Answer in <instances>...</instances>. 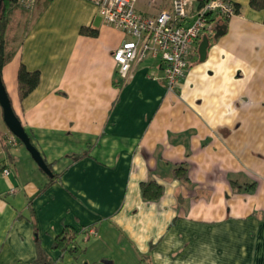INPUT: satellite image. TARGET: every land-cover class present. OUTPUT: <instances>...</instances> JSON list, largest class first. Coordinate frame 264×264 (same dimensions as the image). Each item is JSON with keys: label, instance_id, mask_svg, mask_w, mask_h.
Listing matches in <instances>:
<instances>
[{"label": "crops", "instance_id": "crops-1", "mask_svg": "<svg viewBox=\"0 0 264 264\" xmlns=\"http://www.w3.org/2000/svg\"><path fill=\"white\" fill-rule=\"evenodd\" d=\"M43 1L17 12L2 81L56 178L9 144L0 107V264H264V11L229 0L240 12L212 15L169 91L158 58L122 78L113 54L128 37L97 0ZM22 65L40 74L23 100ZM151 180L157 201L142 195ZM65 228L75 253L54 248Z\"/></svg>", "mask_w": 264, "mask_h": 264}, {"label": "built area", "instance_id": "built-area-1", "mask_svg": "<svg viewBox=\"0 0 264 264\" xmlns=\"http://www.w3.org/2000/svg\"><path fill=\"white\" fill-rule=\"evenodd\" d=\"M141 0H97L99 13L105 22L124 32L128 39L113 54L117 68L126 81L133 77L135 63L147 58H158L164 64L167 89L174 91L189 71L188 56L196 41L204 34H212L214 22L211 14L230 18L235 15L229 0H211L195 8L194 0H146L150 11L138 9ZM37 0H19L22 9L35 8ZM9 144L16 145L15 136ZM4 176L10 169L0 170ZM90 235H96L94 230Z\"/></svg>", "mask_w": 264, "mask_h": 264}, {"label": "trees", "instance_id": "trees-1", "mask_svg": "<svg viewBox=\"0 0 264 264\" xmlns=\"http://www.w3.org/2000/svg\"><path fill=\"white\" fill-rule=\"evenodd\" d=\"M42 0H37L39 3ZM45 1V2H44ZM44 3H47L51 0H44ZM211 0H201L200 5L210 2ZM234 5L235 13L240 12V5ZM249 6L256 11H264V0H250ZM21 6L19 5V0H3L2 8L0 10V75L2 77V71L4 66L12 59L14 55V50L12 49L11 44L16 39L12 35V31L18 26V21L16 18L17 12ZM213 14H211L210 18ZM226 19V18H225ZM83 34L96 35L95 31L89 30L87 28H82ZM19 94L20 98L25 99L40 83V74L38 72H29L24 65L20 67L19 75ZM3 144L6 147V138L1 136ZM18 140V139H17ZM20 144L21 141H19ZM49 169L52 170L51 165L47 164ZM50 183L54 182L56 176L54 173L50 176ZM175 177L181 179L182 181L188 180L187 169L180 166L175 169ZM48 184V185H49ZM47 185V186H48ZM141 191L143 198L148 201H157L163 194V188L155 181L143 182L141 184ZM77 237L78 234L73 229L65 228L62 235L58 236L55 240L54 248L61 249L64 251H70L75 253L78 251L77 247Z\"/></svg>", "mask_w": 264, "mask_h": 264}, {"label": "water", "instance_id": "water-1", "mask_svg": "<svg viewBox=\"0 0 264 264\" xmlns=\"http://www.w3.org/2000/svg\"><path fill=\"white\" fill-rule=\"evenodd\" d=\"M3 0H0V10L2 8ZM225 28H223L224 31ZM223 31H218L215 38H218ZM209 48V40L207 38L203 39V42L200 47L201 60H205L207 55V49ZM0 107L3 111L4 122L9 129L10 133L15 136L21 143L26 147V149L31 154L34 161L37 165L48 175H52L51 170L49 169L47 163L45 162L43 156L39 150L33 145L30 136L26 132L25 128L22 126L19 118L15 115L10 98L7 94L5 86L0 75Z\"/></svg>", "mask_w": 264, "mask_h": 264}, {"label": "rangeland", "instance_id": "rangeland-1", "mask_svg": "<svg viewBox=\"0 0 264 264\" xmlns=\"http://www.w3.org/2000/svg\"><path fill=\"white\" fill-rule=\"evenodd\" d=\"M144 3V0H141L140 2H139V4L137 5V7H138V9H140V10H143V11H146L147 10V7H144L142 4ZM21 9V8H20ZM22 10V9H21ZM16 36V34L14 35L13 34V37H15Z\"/></svg>", "mask_w": 264, "mask_h": 264}]
</instances>
